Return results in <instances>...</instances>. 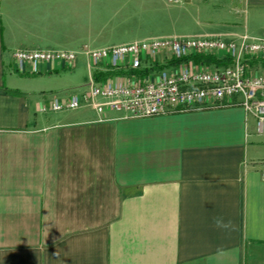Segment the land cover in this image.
<instances>
[{
	"label": "crops",
	"instance_id": "0c3cea01",
	"mask_svg": "<svg viewBox=\"0 0 264 264\" xmlns=\"http://www.w3.org/2000/svg\"><path fill=\"white\" fill-rule=\"evenodd\" d=\"M243 35L264 38V0H0V264H264V130L251 116L47 111L87 90V58L26 76L11 60Z\"/></svg>",
	"mask_w": 264,
	"mask_h": 264
},
{
	"label": "built area",
	"instance_id": "2783aa9c",
	"mask_svg": "<svg viewBox=\"0 0 264 264\" xmlns=\"http://www.w3.org/2000/svg\"><path fill=\"white\" fill-rule=\"evenodd\" d=\"M78 54L87 58L92 72L87 90L64 102L52 101L47 111L87 106L101 117L121 112L133 118H150L238 107L254 119L256 132L263 133L264 73L251 69L249 63L264 60V38L162 39L80 53L16 50L11 60L14 72L26 76L38 74L42 66L70 70ZM200 56L224 59L228 64L209 67L193 60ZM169 62H173L170 68L158 69ZM103 69L115 75L96 79L95 73Z\"/></svg>",
	"mask_w": 264,
	"mask_h": 264
},
{
	"label": "trees",
	"instance_id": "16d2710c",
	"mask_svg": "<svg viewBox=\"0 0 264 264\" xmlns=\"http://www.w3.org/2000/svg\"><path fill=\"white\" fill-rule=\"evenodd\" d=\"M193 60L196 62V63H199L200 61L203 60L204 63L206 64H214L218 67H224L228 64V62L224 59H214V58H202V57H194ZM262 65L264 66V60L262 61ZM144 73H147L146 71Z\"/></svg>",
	"mask_w": 264,
	"mask_h": 264
},
{
	"label": "rangeland",
	"instance_id": "374dc122",
	"mask_svg": "<svg viewBox=\"0 0 264 264\" xmlns=\"http://www.w3.org/2000/svg\"><path fill=\"white\" fill-rule=\"evenodd\" d=\"M164 7L166 8L167 7V5H166V3L164 2ZM195 16H197V15H195ZM183 18V20L181 21V24H182V27L178 30V32L180 33V34H190L189 33V31H187L186 30V28L187 27H183V26H187V24H190V21H188L187 20V18H186V16L184 15V17H182ZM183 22V23H182ZM188 22V23H187Z\"/></svg>",
	"mask_w": 264,
	"mask_h": 264
}]
</instances>
